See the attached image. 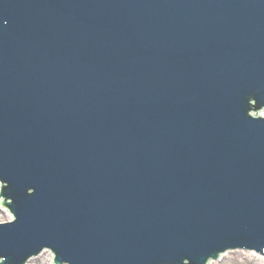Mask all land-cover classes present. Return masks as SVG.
<instances>
[{"label":"water","instance_id":"obj_1","mask_svg":"<svg viewBox=\"0 0 264 264\" xmlns=\"http://www.w3.org/2000/svg\"><path fill=\"white\" fill-rule=\"evenodd\" d=\"M263 108L264 0H0V264L264 255Z\"/></svg>","mask_w":264,"mask_h":264},{"label":"bare ground","instance_id":"obj_2","mask_svg":"<svg viewBox=\"0 0 264 264\" xmlns=\"http://www.w3.org/2000/svg\"><path fill=\"white\" fill-rule=\"evenodd\" d=\"M262 114L264 115V111L262 112ZM247 253V252H245ZM240 256H244V258H241ZM256 255L250 254H242V253H228L224 256H221L218 261L219 264H264V259L262 258H257L258 260H256V258L254 257ZM259 257V256H256ZM41 258V257H39ZM37 258V259H39ZM51 260H52V256L51 254H47L45 256V258H43L41 260L42 264H51ZM32 261H30L31 263ZM29 263V262H28ZM29 263V264H30ZM210 264H216L215 262H210Z\"/></svg>","mask_w":264,"mask_h":264},{"label":"rangeland","instance_id":"obj_3","mask_svg":"<svg viewBox=\"0 0 264 264\" xmlns=\"http://www.w3.org/2000/svg\"><path fill=\"white\" fill-rule=\"evenodd\" d=\"M232 253H236V252H231L230 254H232ZM237 253H242V254H247V255H249V253H245V252H239V251H237ZM45 256L46 255H42V256H40L41 258H39V259H37V262H35V261H32L30 264H42V262H41V260L43 259V258H45ZM241 258H244V256H240ZM255 258H256V260H258L257 258H262V257H256V256H254ZM262 259H264V258H262ZM219 262L220 261H215V263L216 264H219ZM221 264V263H220Z\"/></svg>","mask_w":264,"mask_h":264}]
</instances>
